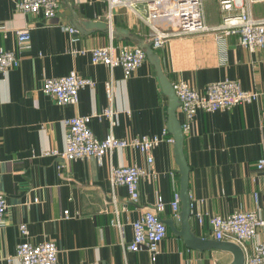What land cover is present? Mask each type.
I'll list each match as a JSON object with an SVG mask.
<instances>
[{"label": "crops", "instance_id": "0c3cea01", "mask_svg": "<svg viewBox=\"0 0 264 264\" xmlns=\"http://www.w3.org/2000/svg\"><path fill=\"white\" fill-rule=\"evenodd\" d=\"M18 1L0 0V50H14L20 59L18 67L0 73V192L8 202L0 225V264H21L15 254L18 243L24 240L55 241L59 247L57 264H231V251L190 247L168 224L173 223L177 230L182 226V201L179 216L172 208L176 192L181 191V174L175 143L167 141L174 137L168 130L171 97L153 60L147 55L128 78L122 67L110 69L91 60L92 48L111 42L137 44L147 51L146 46L152 44L147 22L119 7L114 10L111 26L106 18L107 0H60L59 13L51 19L20 12ZM251 11L254 17L264 18V1L254 3ZM204 13L209 26L223 20L218 0H204ZM103 22L109 27L98 25ZM166 26L168 23L163 24ZM69 27L77 32L71 33ZM24 28L31 31V42L20 47L17 31ZM154 53L172 84L186 80L205 91L209 83L230 78L244 89L260 93L252 103L213 112L199 110L185 134L192 231L215 241L208 218L211 215L259 208L264 218V168L258 167L264 159V47L250 51L242 46L238 34L219 42L216 33H205L173 38ZM72 70L94 79L96 86L81 89L77 105H60L43 91V83L47 77ZM111 78L112 101L105 88ZM110 105L116 111L113 128L106 116L90 121L99 139L111 131L118 138L129 139L163 136L164 129L168 130L152 151V172L140 181L138 203L130 201L126 186H112L110 166L148 167L145 153L116 149L101 163L95 157L77 159L65 163L62 170L58 165L63 159L44 155L46 150L66 147L65 119L91 115ZM178 119L182 125L185 116L179 108ZM159 196L165 203L160 214L168 233L152 260L147 250L127 251L125 244L133 239L132 221L153 207ZM67 209L70 217L65 218ZM116 212L125 227L123 234L112 225ZM200 212L203 222L198 218ZM21 223L28 226L27 237L20 233ZM256 243L264 244V226L246 242L248 254Z\"/></svg>", "mask_w": 264, "mask_h": 264}, {"label": "built area", "instance_id": "2783aa9c", "mask_svg": "<svg viewBox=\"0 0 264 264\" xmlns=\"http://www.w3.org/2000/svg\"><path fill=\"white\" fill-rule=\"evenodd\" d=\"M264 0H218L223 14L222 22L217 26L206 23L204 0H107L106 18L111 23L116 8L124 7L140 16L152 29L151 43L154 49L165 46L173 38H186L195 34L216 33L219 42H225L226 37L238 34L243 47L256 51L264 47V18L252 15V5ZM60 0H19L17 9L22 13L43 15L47 19L54 18L60 10ZM164 23L168 26L163 27ZM110 26V27H111ZM71 33L77 30L69 27ZM20 47L31 42L30 29L17 31ZM113 37V29L111 27ZM94 64H105L110 69L122 67L125 78L130 77L147 59V51L140 45L110 43L107 46L94 47L90 50ZM20 59L14 50H0V73L18 67ZM96 81L72 70L59 77H47L43 83V91L53 97L60 105H77L80 90L85 87H95ZM180 100L179 110L184 114L182 122L184 133L191 130L192 122L199 110L208 112L220 109H230L236 105L252 103L260 97L258 91L244 89L235 79H222L209 83L205 91H200L186 80H179L173 84ZM106 93L110 101L113 100L114 81L111 78L105 83ZM115 109L110 105L103 111L91 115H75L64 120L67 127L66 147L46 150L44 155L56 156L63 159L58 165L59 170L65 163L77 159L95 157L101 163L103 157L116 149L131 148L145 153L148 167L133 165L110 166V181L112 186L124 185L129 192L132 203H138L140 198L139 185L142 178L152 172L154 157L152 151L163 140L164 135H139L129 139H121L111 131L105 138L99 139L90 127L92 117H109L111 127L116 124ZM264 128V118L261 120ZM167 141L175 143V138L169 136ZM264 168V159L258 163ZM256 199L258 193L255 194ZM115 201V197H114ZM181 194L176 192L172 201V208L179 216ZM8 209L6 195L0 192V225L3 223ZM165 209L162 197H158L153 207L145 209L142 214L132 221L133 239L125 244L127 251L139 252L147 250L152 260L160 253L162 242L167 236L168 225L161 216ZM112 220V225L124 233V225L119 219V213ZM65 218L70 217V210L64 211ZM203 222V213L198 214ZM217 240L232 241L241 245L246 253L245 264H264V244L256 243L252 254L247 253L246 242L255 238L258 229L264 226V218L260 209L235 211L230 215H211L208 217ZM20 233L27 237L29 229L26 223L20 224ZM15 257L21 264H57L59 247L55 241L33 243L24 240L17 245Z\"/></svg>", "mask_w": 264, "mask_h": 264}, {"label": "water", "instance_id": "95a60500", "mask_svg": "<svg viewBox=\"0 0 264 264\" xmlns=\"http://www.w3.org/2000/svg\"><path fill=\"white\" fill-rule=\"evenodd\" d=\"M98 25H103L109 27V24L106 22L99 23ZM147 47V55L150 59L153 60L157 73L160 79V82L165 89L166 93L171 97V103L169 108V121H168V130L174 135L175 138V157L179 165L180 174H181V201H182V210H181V221L182 226L180 230L175 229L173 223L169 222L168 224L172 227L173 231L182 236L186 243L193 248L203 249L205 247H218L228 251H231L234 255V259L231 264H245L246 253L243 247L235 242L215 240L210 241L204 239L194 234L191 227V215H192V200L190 195V167L185 155L184 144H185V133L182 129L181 123L178 119V108L180 106V100L175 92L173 84L170 82L168 77L164 74L162 66L160 64V59L154 49L151 46Z\"/></svg>", "mask_w": 264, "mask_h": 264}]
</instances>
